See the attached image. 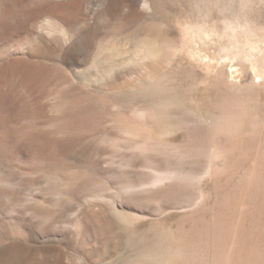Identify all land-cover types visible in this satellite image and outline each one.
Returning <instances> with one entry per match:
<instances>
[{
	"label": "rangeland",
	"instance_id": "374dc122",
	"mask_svg": "<svg viewBox=\"0 0 264 264\" xmlns=\"http://www.w3.org/2000/svg\"><path fill=\"white\" fill-rule=\"evenodd\" d=\"M0 264H264V0H0Z\"/></svg>",
	"mask_w": 264,
	"mask_h": 264
},
{
	"label": "bare ground",
	"instance_id": "6f19581e",
	"mask_svg": "<svg viewBox=\"0 0 264 264\" xmlns=\"http://www.w3.org/2000/svg\"><path fill=\"white\" fill-rule=\"evenodd\" d=\"M150 41H151V40H150ZM153 41H154V40H153ZM145 44H146V43H145ZM233 103H234V102H233ZM225 115H226V114H225ZM228 115H229V114H228ZM230 116H232V114H231ZM230 116H229V117H230ZM231 118H232V117H231ZM228 125H229V124H228ZM171 171H172V170H171ZM169 173H170V172H169ZM167 174H168V173H167ZM171 174H172V172H171ZM173 175H174V174H173ZM173 175H172V176H173ZM162 176H163V177H160V178H158L157 180L159 181V179L165 177L163 174H162ZM169 176H170V175H169ZM172 176H171V178H172ZM166 177H167V176H166ZM152 180H153V179H152ZM157 180H156L155 182H158ZM140 185H141V184H140Z\"/></svg>",
	"mask_w": 264,
	"mask_h": 264
}]
</instances>
